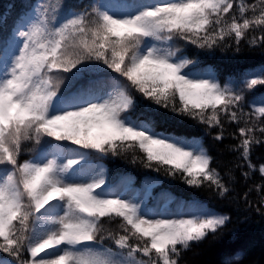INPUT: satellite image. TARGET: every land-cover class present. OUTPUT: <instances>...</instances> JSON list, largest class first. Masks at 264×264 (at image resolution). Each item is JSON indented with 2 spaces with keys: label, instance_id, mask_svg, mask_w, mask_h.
Returning a JSON list of instances; mask_svg holds the SVG:
<instances>
[{
  "label": "snow or ice",
  "instance_id": "6c2138e0",
  "mask_svg": "<svg viewBox=\"0 0 264 264\" xmlns=\"http://www.w3.org/2000/svg\"><path fill=\"white\" fill-rule=\"evenodd\" d=\"M0 20L2 28L7 17ZM242 40L264 46V0L31 5L0 40V253L9 257L0 264H181L193 244L223 229L230 217L200 202L149 208L111 185L92 157L131 152L188 186L231 194L201 142L132 119L139 93L219 129L217 141L225 123L237 125L229 150L249 169L241 175L264 177V163L251 160L264 144V96L245 111L246 93L264 87V64L222 82L194 71L196 61L177 46L212 51L230 41L238 52Z\"/></svg>",
  "mask_w": 264,
  "mask_h": 264
},
{
  "label": "trees",
  "instance_id": "16d2710c",
  "mask_svg": "<svg viewBox=\"0 0 264 264\" xmlns=\"http://www.w3.org/2000/svg\"><path fill=\"white\" fill-rule=\"evenodd\" d=\"M36 2L37 0H0V17H7V24L0 28V40L10 35L14 22L19 23L26 14L31 15V5ZM66 2L70 10L77 11L96 0H66ZM101 2L132 4L144 0H101ZM227 43H230L231 47L221 45L212 51L199 49L191 44L180 43L177 46L183 48L184 55L189 59L196 61L194 71L214 72L222 82H227L229 77L240 80L241 74L246 69L264 64V46L251 47L242 40L240 50L237 52L234 43L230 41ZM89 75L95 79L102 74ZM260 96H264V87L258 86L254 91L246 93L245 111H250L254 102L258 106ZM135 100L136 107L131 111L133 120H150L158 132L197 139L213 156L212 166L225 175V180L233 191L228 197L221 199L208 187L188 186L179 175L173 177L167 175L163 169L155 171L154 168H146L139 159L134 162L131 152L92 157L94 161L102 164L110 184H117L123 179L127 180L129 187L151 184L149 197L165 191L177 200L191 199L207 203L216 211L230 217L229 223L218 233L209 234L201 243L193 244L183 253L181 264H225L226 261L229 264H264V208L260 212L256 211V207L260 206V201L264 198V189L258 191L256 186H264V177H261L258 171L251 172L247 179L241 175L242 171L249 169L237 158L238 153L229 150L231 145L238 143V139L232 135L237 132V125L225 123V138L217 141L214 137L219 129L209 128L190 117L164 109L139 93L135 94ZM136 155L141 156L142 153L136 152ZM27 158V154L22 157V159ZM251 160L257 166L264 163V144L254 146ZM237 164L241 167H235ZM229 170L234 177L232 180H229L227 175ZM245 192H248L246 198ZM237 252L242 254L240 261L233 259V255ZM0 257L9 258L3 253H0Z\"/></svg>",
  "mask_w": 264,
  "mask_h": 264
},
{
  "label": "rangeland",
  "instance_id": "374dc122",
  "mask_svg": "<svg viewBox=\"0 0 264 264\" xmlns=\"http://www.w3.org/2000/svg\"><path fill=\"white\" fill-rule=\"evenodd\" d=\"M150 187H151V185L145 184L142 187H140L139 190L136 189V188H132V189L127 190L125 181H123V183H120L119 185L115 186V188L125 191L129 195V197H131V196L140 197L141 199H143L147 203V206L149 208H153V209L164 208V207L175 209L177 207L178 203L193 202V201L198 202L196 200H191V199L187 200V201L186 200H180V199L174 200L173 197H171V196H170L171 199H168L167 194L160 193L158 196L157 195L155 196V201H153L151 203H148L147 194L149 193ZM205 205H207L208 207L212 208L207 203ZM220 213H222V212H220ZM223 214H225V213H223Z\"/></svg>",
  "mask_w": 264,
  "mask_h": 264
}]
</instances>
